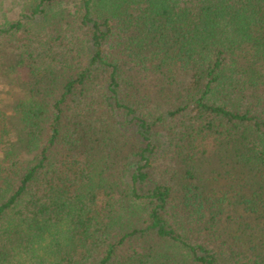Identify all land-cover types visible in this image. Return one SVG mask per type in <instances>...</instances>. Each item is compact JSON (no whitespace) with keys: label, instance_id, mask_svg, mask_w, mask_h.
<instances>
[{"label":"trees","instance_id":"1","mask_svg":"<svg viewBox=\"0 0 264 264\" xmlns=\"http://www.w3.org/2000/svg\"><path fill=\"white\" fill-rule=\"evenodd\" d=\"M4 1L0 264H264V0Z\"/></svg>","mask_w":264,"mask_h":264},{"label":"rangeland","instance_id":"2","mask_svg":"<svg viewBox=\"0 0 264 264\" xmlns=\"http://www.w3.org/2000/svg\"><path fill=\"white\" fill-rule=\"evenodd\" d=\"M6 1H4L0 7V20L3 18V14L6 12V14H8V8L7 5L5 3ZM4 89V84H3V78L0 77V90Z\"/></svg>","mask_w":264,"mask_h":264},{"label":"clouds","instance_id":"3","mask_svg":"<svg viewBox=\"0 0 264 264\" xmlns=\"http://www.w3.org/2000/svg\"><path fill=\"white\" fill-rule=\"evenodd\" d=\"M49 243H51V241H49ZM39 255L43 256V253H39Z\"/></svg>","mask_w":264,"mask_h":264}]
</instances>
